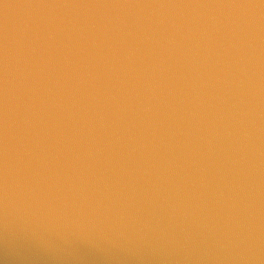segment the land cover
Segmentation results:
<instances>
[{
    "label": "water",
    "instance_id": "95a60500",
    "mask_svg": "<svg viewBox=\"0 0 264 264\" xmlns=\"http://www.w3.org/2000/svg\"><path fill=\"white\" fill-rule=\"evenodd\" d=\"M0 264H264V0H0Z\"/></svg>",
    "mask_w": 264,
    "mask_h": 264
}]
</instances>
